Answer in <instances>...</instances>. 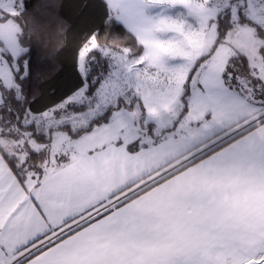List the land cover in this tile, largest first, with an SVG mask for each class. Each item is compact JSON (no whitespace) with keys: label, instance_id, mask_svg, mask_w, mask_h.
I'll use <instances>...</instances> for the list:
<instances>
[{"label":"snow or ice","instance_id":"6c2138e0","mask_svg":"<svg viewBox=\"0 0 264 264\" xmlns=\"http://www.w3.org/2000/svg\"><path fill=\"white\" fill-rule=\"evenodd\" d=\"M0 264H264V0H0Z\"/></svg>","mask_w":264,"mask_h":264}]
</instances>
